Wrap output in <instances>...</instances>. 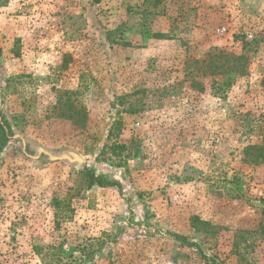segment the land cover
Instances as JSON below:
<instances>
[{
	"label": "rangeland",
	"instance_id": "1",
	"mask_svg": "<svg viewBox=\"0 0 264 264\" xmlns=\"http://www.w3.org/2000/svg\"><path fill=\"white\" fill-rule=\"evenodd\" d=\"M0 105L85 159L11 129L0 264H264V0H0Z\"/></svg>",
	"mask_w": 264,
	"mask_h": 264
},
{
	"label": "trees",
	"instance_id": "2",
	"mask_svg": "<svg viewBox=\"0 0 264 264\" xmlns=\"http://www.w3.org/2000/svg\"><path fill=\"white\" fill-rule=\"evenodd\" d=\"M5 124V125H4ZM2 123L1 118H0V151L2 148L5 146L6 142L8 141V135L11 133V129L7 122ZM16 125H18L16 123ZM5 126V127H4ZM244 152L246 155L250 156V161L251 162H264V144L263 145H250L244 149ZM84 174L87 177L88 180V186H92L94 184L101 186V187H106V186H119L118 181L116 180H107L101 175L95 174V172L88 168H84ZM191 224L194 227H197V224H206V222L201 221L196 215H193L191 217ZM172 236L175 239H180V240H185L184 236L177 235L172 233Z\"/></svg>",
	"mask_w": 264,
	"mask_h": 264
},
{
	"label": "water",
	"instance_id": "3",
	"mask_svg": "<svg viewBox=\"0 0 264 264\" xmlns=\"http://www.w3.org/2000/svg\"><path fill=\"white\" fill-rule=\"evenodd\" d=\"M0 110H2L1 105ZM9 124L12 129L13 137L21 140L22 149L24 150L25 146L28 144L29 148L33 150L34 155L30 156L31 158L37 159L40 156H44L50 162L62 161L77 167H80L85 163L84 157L77 151L70 148H63L60 150L47 149L41 144H38L21 134L11 123Z\"/></svg>",
	"mask_w": 264,
	"mask_h": 264
}]
</instances>
